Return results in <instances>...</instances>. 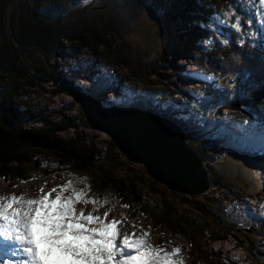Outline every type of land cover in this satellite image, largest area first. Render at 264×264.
<instances>
[{
	"label": "trees",
	"instance_id": "trees-1",
	"mask_svg": "<svg viewBox=\"0 0 264 264\" xmlns=\"http://www.w3.org/2000/svg\"><path fill=\"white\" fill-rule=\"evenodd\" d=\"M110 1L95 0L94 3L86 5L79 11L78 16L91 15L94 20L84 21V24L78 21L79 26L69 27L67 23L68 19L72 18L71 9L78 7L84 0H25L23 5L21 2L16 3V0H12V4L11 0H0V180L29 181L35 175L31 172L36 173L42 168L48 173L49 169H53L64 174L59 175V178H84L90 185V189H85L90 198L103 200L108 192L123 205H128V209L136 205L135 212L140 211L150 217L155 229L165 225L180 231L183 227L185 236L191 240L190 245L199 246L198 237L201 240L205 228L201 224L198 228L197 220L186 222L182 216L172 215L171 205L166 198V188L156 183L161 188L164 202L160 207L153 204L134 182L124 181L116 174L115 166L124 165L126 168L131 163L122 156L111 140L106 148L99 149L77 131L75 122L85 119L80 108L78 115H74V103L65 108H48L40 103L21 100L19 96L28 97L32 88L38 89L42 83H51L41 77L43 73L74 87V81L80 77H83V80L89 79L81 64L79 67L83 69L79 71H75L72 66L67 68L70 77L57 70V63L51 64L62 40L76 42L69 50L72 54H69V57L97 56L106 64L124 68L129 73V76L121 77L120 81V73L115 72L111 78L99 79V83H94L91 88L82 86L84 88L79 89L80 93L92 94L102 101L107 93L120 91L122 80L135 82L140 91H132L129 88L125 90L128 94L137 93L130 94L135 98L131 97L132 100L127 105L139 106L176 121L187 134L190 146L207 163L213 187L219 186V189L227 183L221 178V173L216 172L215 166L224 164L229 159V168L234 165L240 167L239 163L244 162H239L237 155L221 161L213 149L206 147L210 141L221 145H236L237 148L245 146L246 150L253 149L254 145L264 144V52L254 48L248 41L236 39L234 32H231L235 29L226 30L227 27L222 25L219 19L216 21L220 27L214 29L222 28L231 32L233 40H225V43L215 38L211 42L214 34L207 25L209 19L223 14L222 10L232 9L236 0H136L144 15L150 14L158 22L159 19L162 20L165 39L168 41L166 54L172 55L169 68L165 66L169 70H177L174 75L170 74V77L178 81L196 82L192 81L194 78L190 77L189 72L180 63L185 58H192L212 76L213 81L201 86L198 93L184 92L179 83L168 80L169 75L166 80L159 73L163 55L144 61L132 60L126 56L123 41L117 40L120 33L111 10L105 6ZM14 3L15 8L11 7L8 11V22L20 49L9 37L5 24L8 7H14ZM254 3L258 16L252 11V20L255 26H261L264 30L261 15L258 14L261 5L259 0H254ZM155 12L163 17L155 15ZM98 15H102L99 21L96 19ZM84 25H87L91 36L82 35ZM31 68L40 74L33 73ZM51 94L61 95L57 89L51 91ZM120 95L125 97L122 93ZM71 131V136H62L63 133ZM258 159L264 162V157ZM242 170L240 175L258 174L257 170ZM143 172L148 175L144 170ZM258 176L259 174L256 180ZM258 186L257 182L255 189ZM77 187L83 189L84 185L79 184ZM173 195L177 199L185 200V203L194 205L195 201L189 197ZM196 202H199L202 212L206 210L216 213L210 210V205L202 199ZM252 243L251 240L249 245ZM250 248L248 249L252 252V247ZM189 249L187 258L203 259L207 264H211L208 258L200 257V252L198 255L196 251Z\"/></svg>",
	"mask_w": 264,
	"mask_h": 264
},
{
	"label": "rangeland",
	"instance_id": "rangeland-1",
	"mask_svg": "<svg viewBox=\"0 0 264 264\" xmlns=\"http://www.w3.org/2000/svg\"><path fill=\"white\" fill-rule=\"evenodd\" d=\"M94 1L95 0H89V3L87 4L82 2L78 7H73L71 9L70 14L72 18H69V22L67 23L69 24V27L79 26L78 21L84 24V21H89L90 19L94 20V18H91V15L89 17H87L88 15L78 16L79 11L83 10L86 5L94 3ZM17 2L19 4L21 2V4L23 5L25 0H16V3ZM235 3V5L232 4L233 6L231 8L240 16L241 30L231 31L234 32V37L239 41H248L255 45L260 44L261 49L264 50L263 30L256 29L249 21L252 8L251 3L249 2V0H243L242 3L236 0ZM15 6L16 4L14 3V7L11 5L10 9H14ZM155 13V15L163 17L161 14L157 12ZM102 15L96 16V19L99 21ZM217 19H219L222 25L226 26L229 29H232V27L228 23V19H231L233 22L235 21V17L225 18L223 14H219L217 17L212 16L209 19V25L212 28V33L214 34L211 42H213L215 38L227 41L232 40L233 36L231 32H228L222 28H219L218 30L214 29L220 27L218 21H216ZM161 21L162 20L159 19L158 22V20H155V18L150 14L146 13V15H144V12L142 10V15L137 20L136 24L132 28L120 33V36L117 37V40L120 39L121 41H123V50H126V56L132 60H152L154 57L163 55L160 64L161 70H159V73L163 75L166 80L167 75H169L168 80L176 81L177 83H179V86L184 92L195 91L196 93H198V89L201 86L213 81L212 76L207 74L208 70L206 68H201L196 62L193 61L192 58H185L183 61H180V63L185 67L187 72H189L190 77H193L196 82L191 83L178 81L176 80V78L170 77V74L174 75L177 70L168 69L170 61H172V55H170L169 53L166 54V44L168 41L167 39H165L166 34L162 27ZM85 24L87 23L85 22ZM84 26L85 29H83L82 35L91 36L89 29L86 28L87 25ZM100 30L104 31V29ZM74 43L76 42L70 43L62 40L61 47H59V50L55 54L56 57L55 59H52L53 62L51 63L53 65H56V63L59 65L57 70H60L66 74L68 72L67 68L69 66H72L75 68V71H79V69H83L82 67H79V65L81 64L82 66H84L85 63V74L88 76V78H92L93 82L101 78H106V76L104 75L114 76L115 72H118V74L120 73L118 76L119 80L121 77L129 76V73L126 69L114 65L112 66V64L108 65L100 57L97 56H94L93 58L86 55L81 58L76 55L69 57V54H71L69 53V50L73 47L72 44ZM82 60H85L87 62ZM97 68L100 70V72L104 73V75L102 76L100 74V78L93 75V71H95ZM66 75H68L69 77L71 76L70 73H67ZM86 75H84V77ZM74 84L78 89L91 87V85H89V81L83 80V77H80L79 80L74 81ZM40 85L41 86L38 89L32 88V92L27 95L28 97L19 96V98L31 103H40L42 106H46L48 108H65L71 106V104L74 103L69 96L65 95L62 92H60L61 95L51 94V91L57 89L56 84H54L53 82L49 84L42 83ZM137 87L139 86L136 85L135 82H129L127 79L122 80V90L130 89L132 91L139 92L140 90H138ZM42 89L44 91H41ZM189 94L193 95L192 93ZM124 100L130 101L132 99H130L129 97H125ZM76 106L75 108H73L74 106L72 107V114L74 115H78L79 112V107ZM78 117L81 118L80 116ZM79 120L75 122L77 125V131L81 132L90 143H93L99 149L106 148L108 141H110L111 138L106 133L93 130L88 126L85 119ZM71 134L72 131L63 133L62 136L69 137L71 136ZM206 147L213 149L216 152L215 154L219 157V159H221V161L228 159L232 155H237V160L239 162H244L242 164L239 163L240 167L234 165V167L229 168L227 166V164L230 162L229 159L227 162L225 161L224 164L215 166L216 172L219 171L221 173V178L225 180L227 184H224V186L219 189V186L213 187V189H211L208 194L200 196V198H190L193 200V202L195 201L193 206L191 203H185V200L183 199H177L173 195L175 193H170L167 189H165L163 185L160 184L166 190V198L171 205V213L173 216H182V219H184L186 222H195V220H197L198 228L200 227V224L205 228L204 233L201 234V240L200 237H198L199 246L190 245L191 240L185 236L183 227L180 231L170 229L172 227L169 228L165 225L159 227L158 229H155L153 221L150 219V217H146L140 211H138L137 213L135 212V209L137 207L136 205L131 206V209L122 207L123 203L119 202V200H117L112 194L108 192H106L105 194L107 195L109 203L103 204L102 206H94L91 203L87 205L78 204L77 208L82 209L85 214L92 212L94 215H103L105 211H108L110 209L108 219H119L122 224L121 231L135 233L136 236H139L142 234L141 228H143L150 232V240L153 245H165L169 247V250L172 246H179L182 250V255L185 257V264H207L205 261H203V259L194 260V258H187V251H190L189 248H191L193 251H196L198 255L200 252V257L203 256L204 258H208L211 264H263L264 217L260 218L259 213L261 210L260 205L261 203H264V162L261 159H258V157H264V147L261 149L260 145H257L254 149L247 150V152L250 154L245 152V146L237 148L238 146L236 145L228 146L227 143L221 145L215 141H210V143ZM242 169H244L245 171L257 170L259 174L257 180L256 176L258 174L256 176H251L250 174L240 175ZM114 170H116V174H118L124 181L126 180L134 182V184L137 185L138 189H140L144 196L147 197L153 204L160 207L164 202V199L161 197V188H159L156 184L158 182H156L152 178H149L148 175L146 176V174L143 172V170L145 172L146 170L142 165L131 163V165L126 168L124 165H118V167H114ZM31 173L35 175L32 179H30L29 177V181L19 180L8 182L0 180V195H19L21 193H24L31 196L38 192L42 187L47 192L51 188L62 185L64 182L70 179V176L59 178V175L64 174L57 173L53 169L52 171L49 169V173L46 172L44 168H42L40 171H37L36 173ZM259 178L260 181H258ZM257 182L259 183V186L257 187V189H255ZM65 195H70V192L65 193ZM198 199L199 201L202 199L203 201L207 202L210 205V210H213L216 213L214 214L206 210L202 212V207H200L199 202H196V200ZM103 200L101 199L99 201L103 202ZM253 201H255L256 203H252ZM94 208H96L95 211H93ZM246 218H249L250 222L248 219L245 221ZM253 221H255L253 224L254 227H256L255 225L257 224L261 226V228L255 229V232H253V230L249 231L248 234L250 236H242L240 232L236 231L235 224L245 225ZM133 223H135L137 227L134 228L132 226ZM243 230L246 229L244 228ZM251 240L253 241V243L252 245H249ZM169 241L171 242V245H168ZM250 247H252L253 253L248 249ZM256 257L261 258L263 263H258L256 261Z\"/></svg>",
	"mask_w": 264,
	"mask_h": 264
},
{
	"label": "snow or ice",
	"instance_id": "snow-or-ice-1",
	"mask_svg": "<svg viewBox=\"0 0 264 264\" xmlns=\"http://www.w3.org/2000/svg\"><path fill=\"white\" fill-rule=\"evenodd\" d=\"M259 3L264 6V0ZM222 11L225 18L235 17L228 23L240 31L238 13L230 8ZM261 23L264 26V13ZM79 184L84 188L77 187ZM85 189H90L87 180L73 177L47 192L42 187L31 196L0 195V253L19 258L5 259L3 264H185L179 246L169 250L165 245H153L150 232L143 228L139 236L121 231L119 219H108L110 209L103 215L78 209V204L109 203L107 197L103 202L90 198ZM260 209L259 215L264 217V203Z\"/></svg>",
	"mask_w": 264,
	"mask_h": 264
},
{
	"label": "water",
	"instance_id": "water-1",
	"mask_svg": "<svg viewBox=\"0 0 264 264\" xmlns=\"http://www.w3.org/2000/svg\"><path fill=\"white\" fill-rule=\"evenodd\" d=\"M105 6L111 10L119 33L132 28L142 15V8L136 0H111ZM9 8L5 15L6 30L20 49L10 31ZM31 70L40 74L34 68ZM41 77L56 84L60 92L71 98L81 109L89 127L106 133L130 163L142 165L148 176L170 193L195 198L211 191L212 181L207 163L190 146L187 134L176 121L139 106H114L124 102L121 91L134 98L121 87L120 91L109 92L103 97L105 104H109L108 100L111 99L109 105L113 106L106 108L95 96L80 93L78 88L63 84L47 73L41 74ZM256 261L263 263L259 257H256Z\"/></svg>",
	"mask_w": 264,
	"mask_h": 264
},
{
	"label": "flooded vegetation",
	"instance_id": "flooded-vegetation-1",
	"mask_svg": "<svg viewBox=\"0 0 264 264\" xmlns=\"http://www.w3.org/2000/svg\"><path fill=\"white\" fill-rule=\"evenodd\" d=\"M259 217L260 218H263V217H261L260 215H259ZM247 219H249V218H246L245 219V221L247 220ZM257 221V220H256ZM249 222H250V219H249ZM254 222L255 221H253V222H251V223H249V224H245V225H242V224H235V229H236V231L237 232H240L241 233V235L242 236H250L249 234H248V232L249 231H252L253 230V232H255L254 230L255 229H260L261 228V226H259V225H255L256 227H254L253 226V224H254ZM258 222V221H257ZM240 226V227H239ZM246 229V230H243V229ZM253 252V251H252Z\"/></svg>",
	"mask_w": 264,
	"mask_h": 264
},
{
	"label": "bare ground",
	"instance_id": "bare-ground-1",
	"mask_svg": "<svg viewBox=\"0 0 264 264\" xmlns=\"http://www.w3.org/2000/svg\"><path fill=\"white\" fill-rule=\"evenodd\" d=\"M211 68V67H210ZM65 74V73H64ZM67 74V73H66ZM67 77V76H66ZM69 77V76H68ZM122 94H124L125 95V97H128L125 93H123V92H121ZM92 95V94H91ZM125 97L123 96L122 98H123V101L125 102V101H129V100H124L125 99ZM135 98V97H134ZM131 101V100H130ZM100 103H101V105L102 106H104V107H106V108H111V107H113V106H111V105H109V104H111V100L109 99L108 100V103L109 104H105L103 101H100ZM114 106H119V105H114ZM123 107H124V105H123ZM190 118H193V116H190ZM249 220V219H248ZM8 256H5L4 255V259H6ZM17 260V259H16ZM15 260V261H16Z\"/></svg>",
	"mask_w": 264,
	"mask_h": 264
}]
</instances>
